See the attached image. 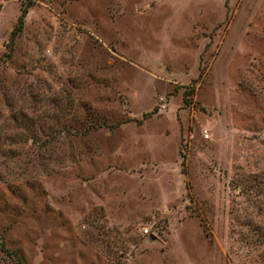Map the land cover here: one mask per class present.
I'll use <instances>...</instances> for the list:
<instances>
[{
  "label": "rangeland",
  "instance_id": "374dc122",
  "mask_svg": "<svg viewBox=\"0 0 264 264\" xmlns=\"http://www.w3.org/2000/svg\"><path fill=\"white\" fill-rule=\"evenodd\" d=\"M0 135V264H264V0H0Z\"/></svg>",
  "mask_w": 264,
  "mask_h": 264
},
{
  "label": "trees",
  "instance_id": "16d2710c",
  "mask_svg": "<svg viewBox=\"0 0 264 264\" xmlns=\"http://www.w3.org/2000/svg\"><path fill=\"white\" fill-rule=\"evenodd\" d=\"M30 4H25V5H20V8H19V14L17 16V19L15 21V24L14 26L12 27V29L10 30V33H9V36H8V40H7V45H6V48H7V52L4 53V55L6 57H10L11 55V52H12V49H13V41L15 39V37L21 32L22 30V26H23V19H24V16L27 12V8ZM95 120H92L90 121V123L88 124L89 127H102L104 126L105 124H96L94 122ZM87 125V126H88ZM86 126V127H87ZM2 138V135H0V139ZM2 149L0 148V155H2ZM12 153L11 151L8 149L7 152H6V155L7 156H10ZM5 251H7L8 254H10V258L13 260L14 264H23L22 263V259L20 258V256L17 254V252L15 250H7V249H4Z\"/></svg>",
  "mask_w": 264,
  "mask_h": 264
}]
</instances>
